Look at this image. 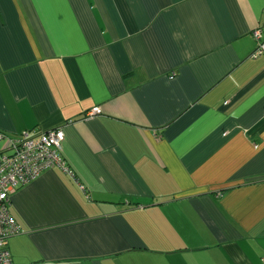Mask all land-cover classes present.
Segmentation results:
<instances>
[{
    "label": "crops",
    "instance_id": "1",
    "mask_svg": "<svg viewBox=\"0 0 264 264\" xmlns=\"http://www.w3.org/2000/svg\"><path fill=\"white\" fill-rule=\"evenodd\" d=\"M256 29L264 0H0V132L63 127L69 169L11 195L13 264H264Z\"/></svg>",
    "mask_w": 264,
    "mask_h": 264
},
{
    "label": "built area",
    "instance_id": "2",
    "mask_svg": "<svg viewBox=\"0 0 264 264\" xmlns=\"http://www.w3.org/2000/svg\"><path fill=\"white\" fill-rule=\"evenodd\" d=\"M253 37L258 44L255 55H262L264 53L262 31L254 30ZM101 113V109H95L88 114V118ZM64 141L63 127L41 134L23 132L14 137L0 132V144H4L0 160V264H13L8 240L21 233L19 223L10 212L11 195L17 189L36 180L45 171L59 168L69 172L67 163L61 155Z\"/></svg>",
    "mask_w": 264,
    "mask_h": 264
}]
</instances>
